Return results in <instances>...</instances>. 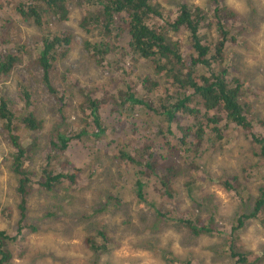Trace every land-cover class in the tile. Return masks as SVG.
<instances>
[{
  "label": "rangeland",
  "instance_id": "374dc122",
  "mask_svg": "<svg viewBox=\"0 0 264 264\" xmlns=\"http://www.w3.org/2000/svg\"><path fill=\"white\" fill-rule=\"evenodd\" d=\"M159 1L166 11H172L170 17H174V8L183 1L198 6H205L207 2V0ZM219 1L222 6L233 9L246 25L244 31L239 26L236 29V43L230 41L225 43V57L230 59V64L231 62L235 64L229 69L231 73L235 70V74L243 79L249 89L250 112L255 119H262L263 123L260 124L261 126L256 122L252 124L259 126V132L264 135V19L260 20L264 16V0ZM131 4L123 10L122 14L125 37L114 27L115 24H110L112 31L106 34L103 29L109 28L107 19L104 28L91 26L85 31L82 30L80 28L82 19L90 11L86 4L70 2V12L62 22L52 19L53 16L46 15V19L50 21L43 19V22L46 21L44 29L49 34L52 35V32L63 24L70 36V42L65 47L64 53L59 47L56 51L54 50L58 72L55 78H52V82L57 83L60 90L56 95L48 92L47 87L42 83L40 70L27 62L30 56L38 51L36 43L41 37L43 38L44 34L40 26L36 24L34 26L31 21L26 22L16 16H13L11 23L8 14H5L9 12L8 5L0 6V18L7 24L8 39L15 42L14 49L18 48V44L21 45L18 51L21 63L15 65L9 76H3L0 79V94H4L6 98H13L14 104L20 103V100L16 98L20 93L16 81L23 82L24 88L29 87L34 99L32 109H35L37 104L35 115L41 120L40 129L25 128L20 119L16 127V134L22 141L27 142L26 148L24 147L26 150L24 166L26 174L32 179L25 198L22 197L18 187V179L21 175L19 176L11 168L12 157L17 149L2 128L0 121V229L14 228L16 219L20 218L19 212L25 213L26 223L30 224L24 232L29 233L32 226L43 227L40 231L41 236L26 237L30 245L25 247L24 242L19 241L21 245L23 244L24 251L18 249L19 252L16 253L28 254L21 261L18 258V264H86L89 257L91 261L98 258L100 262L109 264H135L134 258H140L144 264H156V262L160 264L163 261L152 250L144 249L139 245L141 238L150 242L151 231L147 230L142 235H133L131 229L129 230V224L124 222L128 217L132 222H137L144 215H148V212H154L155 207H158L157 210L160 209L161 212L169 210L168 214L173 215L172 220L159 231V245L167 251L171 250L170 248L177 249L178 255L184 254L181 259L183 262L184 259L187 261L183 264H233L234 260L225 253L230 246L244 244L245 248L252 249L254 253H257L255 251L257 244L264 248V226L260 222L255 223L251 219L246 221L252 222L245 227L236 231L232 228L236 224L238 212H250V208L252 209L250 205L254 204L256 200L254 197L264 184V162L256 160L260 157L257 155L256 158L253 155V149L247 140L249 137L243 139L235 132L233 126H228L223 134V140L227 139L228 146L220 145L219 152L210 164L203 166L201 165V161L204 160L202 154L197 152L201 156L197 157L199 163H196V152L193 150L194 147L200 149L202 140H196L195 127L198 122L196 118L186 116L178 120L179 123L177 119L173 120L171 132L167 134V122L151 114L156 112L155 110L144 107L142 104H132L128 106L130 113L125 115L113 109L111 102H103L99 108V118L104 132L103 136L96 141L101 149L98 158L93 159L88 155L89 141L84 143V141L70 140L65 151L52 147L51 137L57 142L59 137L56 138V134L67 135L81 128L85 114H89L87 107H84V112L81 111L83 94L80 88L90 91L89 95L97 99L102 93L108 92L109 95L123 93L124 86L132 90H140L141 83L153 85L152 80L156 70H150L154 60L150 53L156 49L157 45L152 43L155 41L151 37L153 33L149 37L151 31L147 29L155 34L161 33L159 24L164 18L148 17L142 20L143 26H136L133 24L135 3ZM107 11L112 14V9ZM6 17L10 21L6 22ZM252 20L258 21L252 23ZM258 24L260 27L254 28ZM163 26L165 27V24ZM209 31L212 37L216 36L214 29L210 28ZM168 34L170 37L159 42L160 44L171 46L174 36L171 31ZM181 36L178 34V37ZM105 38L107 40H103ZM85 42L91 43L90 49ZM5 49L3 48L1 52ZM26 52L32 53L29 55ZM113 68L118 70L115 71ZM62 71L66 76L65 83L64 79H60ZM70 80L75 81L69 82ZM242 89L245 90L244 87ZM59 98H65V100L60 101ZM169 101L170 98L165 99L164 102ZM17 106L19 107L18 104ZM91 121L92 118L89 115L87 122L92 125ZM183 125L188 127V134L183 136L185 142L177 143L180 146L177 154L186 157L187 147L192 148L190 155L192 162L189 163L188 170L181 172L177 171V168L176 177L175 172L166 177V179L169 178L167 180L172 179L171 182L167 181L168 184L165 187L171 196L167 195L164 189H159L158 199L155 198L152 204L149 203L152 200H139L136 192L144 191L149 194V189L144 186L139 189L135 182H131L126 177V172H120L126 170L127 165L124 160H111L110 148L125 139L123 143L130 144L128 150L133 152V149L141 146L145 140L154 138L158 133V126L165 138L179 139L182 136ZM203 125L206 130V124L203 123ZM125 129L127 135H125ZM209 134H211L210 131ZM203 140H206L204 145H209L207 137ZM203 149L207 152L206 148ZM210 149L214 152L216 148ZM48 155L53 156H50L49 169L53 167L56 171H67L66 173L74 175V180L64 179L53 188L41 180V170L47 163ZM175 158L178 161H185L181 157ZM89 160L92 161V167L88 169ZM183 165L185 167L180 168L182 170L187 167L186 164L183 163ZM83 166V172L76 175L75 168ZM245 167L248 169L246 170ZM89 171L90 174H88ZM157 171L165 172V169L160 167ZM242 173L248 174L249 177H244L243 180ZM220 177L236 179L235 185L236 187L240 185L242 197L248 196L250 200L245 199L241 202L237 189L224 185ZM64 181H69L70 184ZM6 210L10 212L9 217H4L1 213ZM43 212L53 213H50L48 218L49 216L43 215ZM128 213L129 215L126 216ZM187 214H197L204 224H207L212 217L214 222L209 224L211 229L200 234H190V230L180 222L181 217L186 218ZM48 225L50 229L45 235ZM97 228L102 229L101 236L97 234ZM67 233H70V237L64 235ZM110 236L111 243L108 244L107 249H113L112 253L109 251H106L107 254L95 253L86 246L90 242L89 237L103 243L110 239ZM35 246L36 249L33 252L31 249ZM14 250L17 249L13 247ZM77 253L82 255H76ZM12 264H16L15 260ZM258 264H264V257Z\"/></svg>",
  "mask_w": 264,
  "mask_h": 264
},
{
  "label": "trees",
  "instance_id": "16d2710c",
  "mask_svg": "<svg viewBox=\"0 0 264 264\" xmlns=\"http://www.w3.org/2000/svg\"><path fill=\"white\" fill-rule=\"evenodd\" d=\"M10 2L11 4H9ZM70 2L89 6L90 11L83 17L80 25V28L82 30L84 29V31L91 26L104 28V23L107 19L109 20V28L106 27V29H103L106 34L111 33L112 25L115 24L114 27L118 31H121L125 37L122 14L125 8L132 5L131 3H135L133 5L134 25L143 26L141 24L142 20L153 16L163 17L164 20L159 24L162 34H155L152 30L145 27L151 31L150 33L146 32L149 33V37L153 33L151 37L155 41L152 43L157 45L156 49L150 53V56L154 57L150 70H156L152 80L153 85L141 83L140 90H132L124 86L123 93H114V95H109L108 92L102 93L97 99L89 95L91 93L90 91L84 90L85 88H80V92L83 94V102L80 104L82 107L81 111L84 112V107H87L89 114H85L81 128L73 130L67 135L62 133L58 136L56 134V138L59 137L57 138L58 143L51 137L50 143L52 147L60 151H65L67 149V143L70 140L84 141V143H87L85 141H89L88 155L93 159L98 158L101 149L97 146L96 141L99 137L103 136L104 132L99 118V108L102 103L111 102L113 109L125 115L130 113L128 106L140 103L142 106L149 107L156 112L163 107V113L168 120L175 118L178 122V120L186 116L196 118L198 120L197 129L200 133L204 132L203 123H205V131L211 129L217 137H221L222 139L227 127L233 126L234 130H236L235 132L241 135L243 139H247L249 136L251 142L256 145L255 150L254 146L251 145L253 155H259L260 160L258 162H264V135L259 132L260 127L257 126L263 124L261 122L262 119H255L253 113L250 112L248 107L251 97L248 93L249 89L243 79L235 74V70L234 73H231L229 69L231 66H235V64L232 62L230 64V59L228 60L225 57V43L229 41L236 43V29L238 26L241 27L242 31L246 29L243 20H241V17L233 9L222 6L219 0H207L205 6H198L183 1L174 8V17H170L172 11H166L159 0H0V6L8 5L9 12L5 14H8L7 16L10 18L11 23L13 16H16L23 21H31L33 25L40 26L44 35L36 43L38 51L35 52L34 59L29 63L32 67L39 66L42 83L47 87L48 92L55 95L60 90L57 83L52 82V78H55L58 72L57 58H54V50L56 51L59 47L62 53H64L65 47L70 42V36L67 28L63 27V24L52 32V35L49 34L44 29L46 21L43 22V19L49 22L50 20L46 19V15L48 14L51 17L53 16L52 19H57L62 22L63 19L68 17ZM109 9H112V14L107 11ZM263 19L264 16L260 18V20ZM10 20L6 17L5 21ZM255 21L258 20H252V23H255ZM164 24L165 27L163 26ZM6 25L2 18H0V79L3 76H9L15 65L21 63V58L18 55L21 45L18 44V48L16 49L13 48L15 42L8 39ZM259 27L258 24L254 28L258 29ZM210 28L216 31L215 37L210 35ZM169 31L174 36L171 46L160 44L159 42L165 41L170 37L168 34ZM178 34L182 36L178 37ZM103 40H107V38ZM85 44L90 49L91 43L85 42ZM3 48L6 49L1 52ZM233 53L236 54V52ZM106 66L110 67V65ZM61 73L60 79H64L65 83V73L64 71ZM72 81L75 80H70L69 82ZM16 82L20 91L16 96L17 100H20V103H17L20 108L17 104L13 103L15 101L13 98H6L4 94H0V121L2 122V128L6 131L14 147L17 149L12 157L11 168L19 176L21 175L20 179H18V187L22 197L25 198L32 179L26 174L24 166L26 155L25 146L27 142L22 141L19 135L16 134V127L19 124L18 119H20L21 124H24L25 128L40 129L41 120L35 115L37 104L35 109H32L34 99L29 87L24 88V83L19 80ZM243 87L245 90L242 89ZM169 98L170 101L167 105H164L165 99ZM59 99L61 101L63 98ZM89 115H91V123L93 126L87 122ZM255 122L257 125L253 126L252 123ZM178 126L180 127V125ZM181 129L182 136L179 139H167L161 132H158L153 139L145 140L141 146L135 147L133 152L128 150L130 144L127 142L123 143L125 139L120 144H116L113 148H110V159L124 160L127 165V169L121 170L120 172H126V177L131 182H135L139 186V189L142 186L149 189V194L144 193V191L136 192L139 200H152L149 202L152 204L155 198L158 199L157 194L158 192L160 193L159 189H164L167 192L165 187L168 182L172 181V179H166L168 174L175 172L176 177L177 168V171L181 172L188 170L189 163L192 160L190 157V148L187 147V143V156L183 157L177 154L180 149L177 143L179 141H182V143L185 142L183 136L188 134V127L186 125H183ZM55 130L57 132V129ZM200 133H197V135L201 137L202 135ZM125 135H127L126 129ZM205 141L202 137L200 149L199 147H194L198 153H205L204 149L201 148L204 146ZM156 145L157 148H155ZM224 145L228 146L227 139H224ZM50 156L48 155L47 163L41 170V180H44L52 188L64 179L73 181V174H68L64 171L55 173L53 167L49 169ZM199 156L201 155H196V163H199L197 159ZM175 157H181L185 161H178ZM203 162L204 160L201 161V163ZM70 163L72 162L70 161ZM183 163L187 165L184 170L180 169L185 167ZM87 167L88 169L92 167L91 160H89ZM160 167H163L165 172L157 171ZM83 168L84 166L80 168L76 167L75 174L78 175L79 172H83ZM245 169L247 170L248 168L245 167ZM90 173L89 171L88 174ZM244 177L248 178L249 176L246 173H242L243 180ZM221 178L224 185L226 184L237 189L241 196V202L245 199L250 200L248 196L242 197V190L239 188L240 185L237 187L235 185L236 179L229 180L226 177ZM64 182L70 184L69 181ZM149 195L150 197L148 198ZM167 195L171 196V193L169 192ZM254 198L256 200L254 204L250 205L252 206L250 212H238L239 215L235 219L236 224L232 227L234 231L245 226L246 221H250L251 217L264 226V184L258 189L257 196ZM157 208L155 207L154 212H148V215H144L137 222H132L129 217L124 222L129 224L128 227L132 233L142 235L147 230L151 231L150 242L141 238L139 245L144 249L152 250L155 255L164 260V264L186 263V259L183 262L182 259L173 258L174 251H167L166 248L159 245V231L165 224L172 220L173 215L168 214L169 210L161 212ZM1 213L5 217H9L10 212L6 210ZM19 213L20 218L16 219L14 228L12 227L11 230L0 229V264H6L7 262L12 264L13 253L9 246L16 249L18 240L23 239H19V237L25 231V228L30 225L26 223L27 216L25 213ZM43 213V215H50L53 212ZM61 213L66 214L68 212ZM128 215L129 213L126 216ZM197 216V214H187L186 218L181 217L180 222L184 223V226L190 230V234H200L205 230H210L211 226L209 224L214 222L211 217L207 221V224H204L201 222L200 217L198 216V218ZM96 231L98 235H102V229L97 228ZM89 239L90 242L86 246L95 253H101V250L103 248L106 249L108 244L111 243V239H107L103 243L93 237H89ZM225 253L229 255L230 259L234 260L233 264H257L261 260V255L254 253L253 250L246 249L244 245L235 244V246H230ZM249 257L252 258L250 259ZM135 260L138 261L139 259L136 258Z\"/></svg>",
  "mask_w": 264,
  "mask_h": 264
},
{
  "label": "clouds",
  "instance_id": "9594fccd",
  "mask_svg": "<svg viewBox=\"0 0 264 264\" xmlns=\"http://www.w3.org/2000/svg\"><path fill=\"white\" fill-rule=\"evenodd\" d=\"M27 54H29V55H31V53L32 52H26ZM34 56H35V53H34V55L33 56H30V59L27 61V62H31L33 59H34ZM167 103L168 102H164V105H167ZM138 104H140V103H138ZM151 114H153V115H157V116H159V117H161V119L163 120V121H165V122H167V134L168 133H170L171 132V126H172V121L173 120H175V118H173V119H171V120H168L167 118H166V116L164 115V113H163V107L161 108V109H159L156 113H152L151 112ZM197 120V119H196ZM195 125V124H194ZM159 127V130H158V132H161V130H160V126H158ZM209 131L211 132V134H209ZM197 133H200V131L197 129V126L195 127V134H196V140H201L202 139V137H203V139L205 138V137H207L208 138V141H209V145H204L202 148H206L207 149V152H205V153H202V157L204 158V162L203 163H201V165H203V166H205L206 164H210V162H211V160L214 158V156L216 155V153L217 152H219V146L221 145V146H223V147H225L224 146V140L221 138V137H217L216 135H215V133L210 129V130H208V131H205L204 130V132L203 133H200L202 136L200 137V136H198L197 135ZM203 134H205V135H203ZM249 137V136H248ZM248 141H249V143H250V145H252V146H254V150H255V147H256V145H254L252 142H251V139L249 138V139H247ZM231 141H233V139H231ZM233 143V142H232ZM212 147H215L216 149H215V151L214 152H212V149H210V148H212ZM191 150H192V148H190V155H191ZM195 152H196V154H197V151L195 150V149H193ZM186 153H187V149H186ZM196 154H195V158H196ZM255 157H256V155H254ZM257 158V157H256ZM256 160H260V158H257ZM195 161H197L196 159H195ZM258 163V162H257ZM60 171H63V170H54V172L55 173H58V172H60ZM64 172H67V171H64ZM220 179L222 180V178L220 177ZM223 181V180H222ZM258 193V192H257ZM257 195V194H256ZM252 209L250 208V211H251ZM47 215V214H46ZM49 216V215H48ZM48 218H50V216L48 217ZM251 219H253V222H255L256 223V221L254 220V218H252L251 217ZM49 221V220H48ZM47 221V222H48ZM252 222V221H251ZM248 223L246 222V224H245V226L247 225ZM245 226H243V227H245ZM49 229H50V227H49V225H48V228L45 230V235L49 232ZM41 230H43V227L42 226H40L39 225V227H37V226H32V228H31V230H30V232L29 233H26V232H23L22 234H21V236L19 237V239L20 238H23V239H20V240H18V242H17V250L15 251H13V247L12 246H9L10 247V249L12 250V253L13 252H15V254L13 253V260H15V263L16 264H18V262H17V260H18V258H20V261L21 260H23V257H27V254L28 253H24V252H22V253H20V254H18V253H16V252H19L18 251V249H22L23 251H24V247L20 244V242L19 241H23L24 242V246L26 247V245H30V242H29V240L28 239H26V237L28 238L29 236H41L42 234L40 233V231ZM133 235H135V233H132ZM64 235H66V236H68V237H70V233H67V234H64ZM136 235H138V234H136ZM110 239H111V236H110ZM244 245V244H243ZM19 246H20V248H19ZM35 249H36V246L35 247H33L31 250L34 252L35 251ZM172 251H174V256H173V258H176V259H181L182 257H183V255L184 254H182V255H178V253H177V249L176 250H173L172 248H170ZM246 249H248V248H246ZM108 249L106 248H103L102 250H101V254H107V251ZM113 250V249H112ZM112 250H108L110 253H112ZM249 250H252V249H249ZM255 251H257V254H259V255H261V260L259 261V262H261L262 261V258L264 257V248L263 247H261L260 245H258L257 244V247L255 248ZM76 255H82L81 253H77ZM22 256V257H21ZM98 257V256H97ZM99 257H100V255H99ZM159 257V256H158ZM160 258V257H159ZM136 258H134V260H135ZM137 259H139L138 261H136L135 260V264H144V262L143 261H141V259L140 258H137ZM163 262L162 263H160V264H164V260L162 259V258H160ZM71 262V261H70ZM259 262H257V264L259 263ZM20 263V262H19ZM109 264V263H104V262H100L99 261V259L98 258H96V261L94 260V261H91L90 260V257L88 258V260H87V263L86 264ZM113 264V263H112ZM118 264V263H117ZM156 264H159L158 262H156Z\"/></svg>",
  "mask_w": 264,
  "mask_h": 264
},
{
  "label": "bare ground",
  "instance_id": "6f19581e",
  "mask_svg": "<svg viewBox=\"0 0 264 264\" xmlns=\"http://www.w3.org/2000/svg\"><path fill=\"white\" fill-rule=\"evenodd\" d=\"M36 68H37L38 70H40L39 66H37ZM40 73H41V71H40ZM3 216H4V215H3ZM4 217H5V216H4Z\"/></svg>",
  "mask_w": 264,
  "mask_h": 264
}]
</instances>
